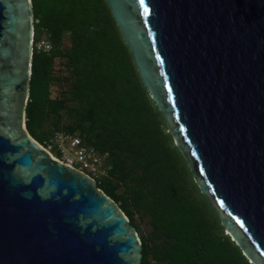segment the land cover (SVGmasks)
I'll use <instances>...</instances> for the list:
<instances>
[{
	"label": "water",
	"instance_id": "water-1",
	"mask_svg": "<svg viewBox=\"0 0 264 264\" xmlns=\"http://www.w3.org/2000/svg\"><path fill=\"white\" fill-rule=\"evenodd\" d=\"M194 184L264 264V0H104ZM31 0H0V264H139L119 206L26 129Z\"/></svg>",
	"mask_w": 264,
	"mask_h": 264
},
{
	"label": "trees",
	"instance_id": "trees-1",
	"mask_svg": "<svg viewBox=\"0 0 264 264\" xmlns=\"http://www.w3.org/2000/svg\"><path fill=\"white\" fill-rule=\"evenodd\" d=\"M34 41L26 129L46 146L56 133L108 154L97 185L141 241L139 264H250L200 194L143 87L104 0H31ZM143 226L145 229L143 230Z\"/></svg>",
	"mask_w": 264,
	"mask_h": 264
},
{
	"label": "built area",
	"instance_id": "built-area-1",
	"mask_svg": "<svg viewBox=\"0 0 264 264\" xmlns=\"http://www.w3.org/2000/svg\"><path fill=\"white\" fill-rule=\"evenodd\" d=\"M51 49L52 45L48 39L34 41V32H32L31 57L33 52L49 53ZM44 147L56 160L82 171L93 179L96 185L101 184L108 175L110 169L106 163L108 154L97 152L93 147L83 144L76 136L56 133Z\"/></svg>",
	"mask_w": 264,
	"mask_h": 264
},
{
	"label": "rangeland",
	"instance_id": "rangeland-1",
	"mask_svg": "<svg viewBox=\"0 0 264 264\" xmlns=\"http://www.w3.org/2000/svg\"><path fill=\"white\" fill-rule=\"evenodd\" d=\"M145 229V226H143V230ZM139 237V236H138Z\"/></svg>",
	"mask_w": 264,
	"mask_h": 264
},
{
	"label": "snow or ice",
	"instance_id": "snow-or-ice-1",
	"mask_svg": "<svg viewBox=\"0 0 264 264\" xmlns=\"http://www.w3.org/2000/svg\"><path fill=\"white\" fill-rule=\"evenodd\" d=\"M142 2H143V0H142Z\"/></svg>",
	"mask_w": 264,
	"mask_h": 264
}]
</instances>
